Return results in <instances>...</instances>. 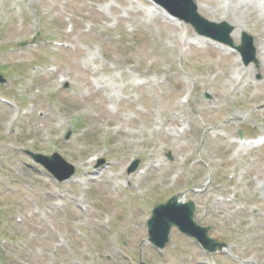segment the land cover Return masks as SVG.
Here are the masks:
<instances>
[{"label":"rangeland","instance_id":"374dc122","mask_svg":"<svg viewBox=\"0 0 264 264\" xmlns=\"http://www.w3.org/2000/svg\"><path fill=\"white\" fill-rule=\"evenodd\" d=\"M194 1L232 45L147 0H0V264H264V144L237 143L264 133V19ZM27 150L75 170L61 182ZM173 195L227 247L175 228L153 247L145 222Z\"/></svg>","mask_w":264,"mask_h":264},{"label":"water","instance_id":"95a60500","mask_svg":"<svg viewBox=\"0 0 264 264\" xmlns=\"http://www.w3.org/2000/svg\"><path fill=\"white\" fill-rule=\"evenodd\" d=\"M244 37L246 38L245 35ZM247 61L248 59H246V62ZM32 155L41 160L49 170H51L55 175H59L60 178L68 176L73 172V167L68 165L69 171L65 174H59L55 167V159L61 162H63V160L58 157V155H54L52 157H43L36 154ZM63 163L65 164V162ZM152 214L153 217L148 221L149 233L151 241L157 246L164 245V242L167 239V232L171 224H176L180 229L195 235L204 246L210 248H215V246H217V243L213 239H209L207 237L206 229H201L193 223L189 204H178L176 203L175 198H172L166 204L155 207Z\"/></svg>","mask_w":264,"mask_h":264},{"label":"bare ground","instance_id":"6f19581e","mask_svg":"<svg viewBox=\"0 0 264 264\" xmlns=\"http://www.w3.org/2000/svg\"><path fill=\"white\" fill-rule=\"evenodd\" d=\"M233 1V0H232ZM243 1V3L245 2L247 8L249 9L250 13H252L254 15V17H256L257 19L259 20H263L264 19V0H241ZM240 1V2H241ZM233 5H231L232 3L231 2H225V9L226 10H229L230 7H232L234 9L235 7V1H233ZM237 4H240V3H237ZM201 8L200 5H198V9ZM237 10L236 11H239L241 6L240 7H237ZM155 10H153L154 12ZM230 14V13H225V17H227V15ZM232 21L230 23H235L239 28H241V23L239 22V16H238V13L237 12H233L232 13ZM258 65H260V68H261V71L264 73V57L260 59ZM188 94V92H187ZM148 115L150 116V113H148ZM180 125H185L183 122H179ZM238 143V146L239 145H242L241 148L243 150H246L248 148V146L250 147V144H248V146L246 145V142H237Z\"/></svg>","mask_w":264,"mask_h":264}]
</instances>
